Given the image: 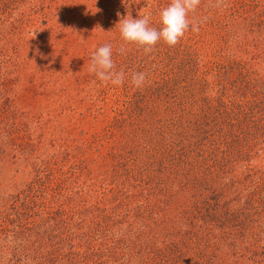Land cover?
<instances>
[{"label": "trees", "instance_id": "trees-1", "mask_svg": "<svg viewBox=\"0 0 264 264\" xmlns=\"http://www.w3.org/2000/svg\"><path fill=\"white\" fill-rule=\"evenodd\" d=\"M224 26L219 61L113 53L129 70L93 141L0 139V264H264V81L242 57L264 61V26L239 52Z\"/></svg>", "mask_w": 264, "mask_h": 264}, {"label": "rangeland", "instance_id": "rangeland-1", "mask_svg": "<svg viewBox=\"0 0 264 264\" xmlns=\"http://www.w3.org/2000/svg\"><path fill=\"white\" fill-rule=\"evenodd\" d=\"M168 3L0 0V122L7 133L0 139L12 137L18 146L22 141L36 145L38 140L41 153L50 154L72 141H93L112 117L105 98L122 96L123 85L105 84L89 72L92 52L105 43L112 44L113 53L119 51L122 41L117 23L128 15H149L150 25L158 27L159 13ZM259 16L264 18V0H200L189 14L199 31L188 30L178 43L190 45L192 54L207 62L219 61L231 54L226 50L229 38H225L228 29L224 25L238 32L237 52L244 51L264 26L255 22ZM246 31H251L246 35L250 38L244 35ZM164 45L157 43L152 50ZM125 48L138 57L150 53L135 45ZM242 57L264 81V61L253 55ZM128 70L122 69L125 75ZM257 155L256 164H264V149Z\"/></svg>", "mask_w": 264, "mask_h": 264}, {"label": "clouds", "instance_id": "clouds-1", "mask_svg": "<svg viewBox=\"0 0 264 264\" xmlns=\"http://www.w3.org/2000/svg\"><path fill=\"white\" fill-rule=\"evenodd\" d=\"M199 3L200 0H170L159 13L158 27L150 25L149 15L140 18L128 15L121 18L117 23L122 41L119 52L124 54L126 45H135L145 53L151 52L157 43L175 46L188 30L199 31L198 24L191 23L189 19V14L196 10ZM88 70L105 84L110 82L114 86H120L125 81V72L116 70L111 43H105L92 52ZM145 80L144 72L131 74V83L137 88Z\"/></svg>", "mask_w": 264, "mask_h": 264}]
</instances>
